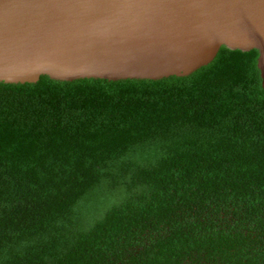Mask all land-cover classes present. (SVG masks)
<instances>
[{
    "label": "trees",
    "instance_id": "1",
    "mask_svg": "<svg viewBox=\"0 0 264 264\" xmlns=\"http://www.w3.org/2000/svg\"><path fill=\"white\" fill-rule=\"evenodd\" d=\"M259 56L0 83V264H264Z\"/></svg>",
    "mask_w": 264,
    "mask_h": 264
},
{
    "label": "water",
    "instance_id": "2",
    "mask_svg": "<svg viewBox=\"0 0 264 264\" xmlns=\"http://www.w3.org/2000/svg\"><path fill=\"white\" fill-rule=\"evenodd\" d=\"M223 47L264 88V0H0V83L184 78Z\"/></svg>",
    "mask_w": 264,
    "mask_h": 264
}]
</instances>
